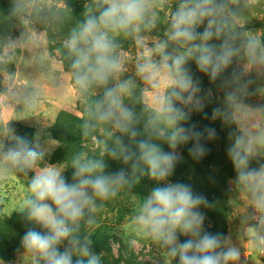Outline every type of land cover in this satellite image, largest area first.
<instances>
[{
	"label": "clouds",
	"instance_id": "9594fccd",
	"mask_svg": "<svg viewBox=\"0 0 264 264\" xmlns=\"http://www.w3.org/2000/svg\"><path fill=\"white\" fill-rule=\"evenodd\" d=\"M36 3L37 0H14L13 10L22 11ZM155 6L156 0H93L66 42L80 91L89 94L94 88L103 89L102 96L88 108L90 126L110 124L127 135L130 143L125 144L118 136L101 158L78 154L72 160L71 182L62 168L41 165L44 153L27 137L14 135L10 145L0 143V178L14 172L34 173L28 195L19 206L34 225L20 241L32 264H101L86 230L96 225V214L105 201L144 175L156 186L142 198L133 217L138 234L165 247L178 264H229L239 255L235 247L225 246L227 238L223 233L205 230V216L200 208L208 205L207 198L194 193L188 184L169 180L181 159L176 152L178 146L192 142L189 154L200 159L207 152L201 140L217 135L215 128L198 130L195 125L185 126L190 113L177 101L187 103L199 91V81L186 67L190 61L215 81L239 55L241 47L250 63L264 65V42L249 38L241 47L236 46L229 29V19H235V13L227 11V0H179L171 14L168 33V40L177 48L168 53L167 43H160L157 47L162 62L147 60L137 67L146 80H153L161 69L174 74L170 96L157 99L154 115L145 123L147 138L138 140L136 115L124 103L132 84L120 79L124 65L116 36H138L153 27ZM112 81L115 83L109 86ZM228 99L233 96L228 94ZM193 108H202L199 99ZM221 114L220 108L214 109L212 119ZM253 128L254 131L229 133L226 156L233 166L234 180L249 194L255 209L264 214V164L250 166L264 152V126L255 124ZM159 140L171 150L165 151L155 142ZM104 154L121 161L129 170L107 172ZM180 236L188 239L181 242ZM258 242L264 245V236L258 237Z\"/></svg>",
	"mask_w": 264,
	"mask_h": 264
},
{
	"label": "rangeland",
	"instance_id": "374dc122",
	"mask_svg": "<svg viewBox=\"0 0 264 264\" xmlns=\"http://www.w3.org/2000/svg\"><path fill=\"white\" fill-rule=\"evenodd\" d=\"M13 3L14 0H0V143L10 145L14 135L27 137L44 153L41 165L62 168L70 181L72 163L66 158L71 146H64L61 141L68 132L65 122L89 117V97L102 96L103 89L94 88L89 94H83L75 83L73 69L64 66L60 49L68 51L66 42L70 33L82 22L93 0H83L84 9L80 13L67 10L66 0H43V3L37 0L35 6L22 11H14ZM178 3L179 0H156L153 27L138 36H116L117 51L124 65L120 79L132 84L124 103L143 120L154 115L157 99L167 98L173 90L174 74L161 69L153 80H146L137 67L147 60L162 62L157 47L160 43H167L168 53L177 48L168 40V33L171 14ZM227 11L235 13V19H229V29L237 47L249 38L264 42V0H227ZM186 67L199 81V91L193 100L181 103L184 110L193 108L199 99L212 112L220 108L221 102L230 112L225 120L221 115L215 118L218 129L227 138L212 143L203 141L207 152L200 159L191 157L198 168L186 175L193 192L205 196L209 202L200 208L205 216L204 228L223 233L227 238L225 246L238 250L239 255L229 264H264V245L258 242V237L264 236V214L255 209L249 194L234 180L233 166L226 156L230 132L254 131L255 124L264 126V65L250 63L241 47L239 55L215 81L201 73L194 62L190 61ZM114 83L110 82L109 86ZM228 94L233 96L232 100ZM105 126L110 128L108 124ZM183 146L176 149L179 155ZM262 164L264 152L250 166ZM33 174L14 172L0 178V224L9 227L17 242L29 227H34L19 210L28 195ZM150 191L140 196L121 190L116 196L118 200L105 201L98 210L96 225L86 232L101 264H178L165 247L134 230L133 217L142 198ZM179 238L181 242L188 239ZM0 264L32 262L20 248L12 259H2Z\"/></svg>",
	"mask_w": 264,
	"mask_h": 264
},
{
	"label": "trees",
	"instance_id": "16d2710c",
	"mask_svg": "<svg viewBox=\"0 0 264 264\" xmlns=\"http://www.w3.org/2000/svg\"><path fill=\"white\" fill-rule=\"evenodd\" d=\"M78 0H66V9L71 10L75 13H80L84 9L83 5ZM214 43H218V41H213ZM60 55L61 60L66 67V69L71 70L72 67V57L69 55L68 51H65L63 49H60ZM172 90H170V93H168V96H170ZM101 96L91 95L89 97L90 105H92L96 100H98ZM220 108L222 111L221 117L222 119L228 118L230 116V112L225 110V103L221 102ZM178 106L183 107L180 102L177 101ZM188 110V109H187ZM190 113V119L185 122V126L189 125H195V127L198 130H203L206 127H211L216 129V137L214 139H207L203 138L201 142L207 141V142H214L217 140H224L227 138V134L219 128L217 121L215 119H212V111L209 106H202L199 110L191 108L190 110L186 111ZM137 118V124H136V130L138 131L139 135L136 139H146L147 133L145 130V123L148 121L147 116L144 118H140L136 115ZM92 124V121L90 120V117H84L82 119L75 118V119H69L65 122V126L67 129V134L61 130V132L66 136L64 137V140H61L64 146L70 145L71 151L69 152L68 158H66L70 163H72V160L75 156L78 154H83L89 157L93 158H101V154L105 152V149L111 148L114 146L115 138L116 137H122L125 144L130 143L129 137L127 135H123L118 130H114L110 124L108 126L109 129L106 128L105 124L103 123H96L94 127L90 126ZM101 133V131H103ZM114 132V133H113ZM64 141V142H63ZM162 145L165 151H170L171 149L168 148L167 144L162 141H155ZM192 146V142H189L188 144H185L182 147L181 152V159L178 161L173 175L169 178L171 181L175 182H181L184 184L190 185V180L186 178V175L193 174V172L197 171L198 166L191 160V155L189 154V148ZM63 152V147L61 148ZM68 152V150H67ZM103 159L105 160V163L107 165L106 171L116 172L121 169H124L125 171H128V166L124 165L121 161L115 160L110 158L107 154L103 155ZM72 169L70 170V176H72ZM69 176V174H68ZM71 182V180L69 181ZM156 186V182L153 181L150 177L147 175L141 176L139 180L131 187H125L122 190H127L129 192L137 193V195L142 196L146 192H148L150 189L154 188ZM119 198L114 197L112 200H118ZM14 236L10 232L9 227H5L4 224H0V260H9L12 259L16 252L22 248L20 245V241H16L13 239Z\"/></svg>",
	"mask_w": 264,
	"mask_h": 264
}]
</instances>
